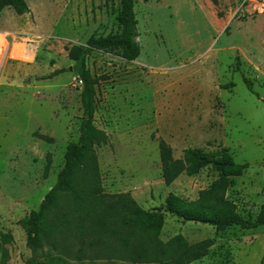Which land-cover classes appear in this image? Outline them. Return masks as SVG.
<instances>
[{
  "label": "rangeland",
  "instance_id": "obj_1",
  "mask_svg": "<svg viewBox=\"0 0 264 264\" xmlns=\"http://www.w3.org/2000/svg\"><path fill=\"white\" fill-rule=\"evenodd\" d=\"M29 11L0 12V264H129L117 245L75 233L61 244L31 250L19 220L39 208L79 135L81 83L69 69L67 47L118 30L119 0H26ZM139 56L94 50L86 65L98 78L93 123L107 141L96 146L104 193H128L163 216L159 238L181 234L212 245L189 264H264V226L223 230L183 221L164 209L173 193L197 198L219 178L207 166L166 184L159 139L175 158L198 147L227 148L247 164L231 176L225 196L254 220L264 205V6L261 0H135ZM55 70L60 73L43 78ZM250 82V87L244 82ZM2 233H10L3 242ZM107 239V238H104ZM108 241V239H107ZM100 246L102 248L100 249Z\"/></svg>",
  "mask_w": 264,
  "mask_h": 264
},
{
  "label": "trees",
  "instance_id": "obj_2",
  "mask_svg": "<svg viewBox=\"0 0 264 264\" xmlns=\"http://www.w3.org/2000/svg\"><path fill=\"white\" fill-rule=\"evenodd\" d=\"M134 1L119 0L116 32L90 36L84 43L67 47V55L73 61L69 69L81 83L79 135L75 141L68 142L64 164L39 208L19 220L27 233L26 244L33 251L45 244L56 247L59 243L65 253V244L60 243L59 238L75 233L80 237L94 236L93 242H101V245L109 244L110 239L117 245L116 252L129 264H189L205 256L212 245L211 238L188 243L181 234L163 242L159 238L163 216L158 208L143 209L128 193L107 194L102 191L95 149L105 144L108 137L93 123L98 78L91 74L86 58L94 50L116 51L127 61L139 56L141 47L137 40ZM5 7L12 8L16 14L29 11L26 0H0V12ZM61 71L55 70L43 78ZM243 80L251 88L249 80L245 77ZM158 148L166 184L182 173L193 175L207 166L219 172V178L208 188L200 190L194 200L169 193L164 200V209L183 221L206 223L216 230L233 224L245 229L264 226V205L260 206L255 219L250 220L240 216L235 204L225 196L230 177L241 174L247 166L246 162H235L227 148L211 154L198 147H187L180 158L173 156L171 146L163 139H159ZM1 238L3 242H9L12 236L2 233ZM47 264H66V261L56 255L50 257Z\"/></svg>",
  "mask_w": 264,
  "mask_h": 264
},
{
  "label": "built area",
  "instance_id": "obj_3",
  "mask_svg": "<svg viewBox=\"0 0 264 264\" xmlns=\"http://www.w3.org/2000/svg\"><path fill=\"white\" fill-rule=\"evenodd\" d=\"M262 5L264 6V0H261Z\"/></svg>",
  "mask_w": 264,
  "mask_h": 264
}]
</instances>
